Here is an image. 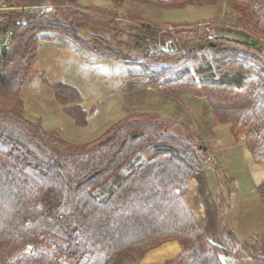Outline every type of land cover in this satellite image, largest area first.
I'll use <instances>...</instances> for the list:
<instances>
[{
	"label": "trees",
	"instance_id": "1",
	"mask_svg": "<svg viewBox=\"0 0 264 264\" xmlns=\"http://www.w3.org/2000/svg\"><path fill=\"white\" fill-rule=\"evenodd\" d=\"M2 1L48 2L54 12L4 13L14 35L0 60V264H133L171 240L181 250L168 263L224 264L221 254L244 249L249 259L264 264V236L238 240L218 212L221 201H214L207 179L218 162L196 143L200 136L188 123L132 113L94 139L72 143L25 116L20 95L40 40L55 32L87 49H96L95 42L115 55L110 36L120 28L117 11L81 6L79 0ZM109 1L120 6L125 0ZM131 1L178 9L225 1L234 11L229 25L185 23L168 30L131 24L133 45L128 42L141 53V63L177 59L195 38V48L217 49L194 72L183 68L148 77L168 96L205 94L216 119L230 123L236 139L243 136L253 162L264 169V0ZM44 81L64 113L86 125L79 90ZM192 179L204 208L202 224L184 197ZM255 191L264 208V181Z\"/></svg>",
	"mask_w": 264,
	"mask_h": 264
},
{
	"label": "rangeland",
	"instance_id": "2",
	"mask_svg": "<svg viewBox=\"0 0 264 264\" xmlns=\"http://www.w3.org/2000/svg\"><path fill=\"white\" fill-rule=\"evenodd\" d=\"M106 1L79 0V4L99 7ZM104 7L118 13L116 25L120 28L116 36H110V46L115 55L100 51L98 44L92 41L91 44L96 49H87L74 39L58 36L55 32L47 34V37L40 40L36 61L20 95L25 116L41 122L46 130L56 132L72 143L92 140L117 120L132 113L149 112L188 123L193 133L200 136L195 142L207 149V155L219 162L218 169L214 167L217 170L215 178H210L214 186L211 185L212 191H217L214 201H221L218 212L223 211L238 240L244 241L251 235L263 237L264 208L255 192V186L263 181L264 169L262 165L253 162L243 136L236 139L230 123H221L216 119L205 94L197 96L180 92L168 96L161 91L163 86L152 85L150 81L153 79L148 77L150 73L169 74L183 68L194 72L199 63L211 58L217 49L195 48L198 41L195 38L177 59L141 63V53L131 46L135 32L130 28L131 24L147 23L163 26L168 30L185 23H194L195 26L206 22L229 25L235 20L234 11L225 1L211 6H186L177 9L170 5L159 6L125 0L120 6L109 2ZM208 29L205 26L203 30ZM79 34L85 39L88 33L80 31ZM130 40L131 45L128 42ZM190 51L193 52L191 55ZM44 79L50 83H66L79 89L81 108L86 113V125L78 126L64 113L62 105L56 101ZM238 188L241 190L242 200L238 197L239 200L235 203ZM195 191H187L185 199L190 202V194L195 195ZM219 191L223 199L222 196L219 197ZM193 213L198 220L195 212ZM199 214L201 215L198 213V216ZM202 218L201 215L200 221ZM227 247L231 250L233 245ZM241 250L244 252L239 250L237 255L229 251L222 255L228 257L232 264H239L240 256L247 255L244 249Z\"/></svg>",
	"mask_w": 264,
	"mask_h": 264
},
{
	"label": "crops",
	"instance_id": "3",
	"mask_svg": "<svg viewBox=\"0 0 264 264\" xmlns=\"http://www.w3.org/2000/svg\"><path fill=\"white\" fill-rule=\"evenodd\" d=\"M109 2H111V1L107 0L104 4H102L99 7H101V8H107V7H104V6H107L109 4ZM137 2L138 1H135V3H137ZM138 3H143V2H138ZM146 4H153V3H146ZM89 5H92V4H87L86 6H89ZM153 5H156V4H153ZM157 5L160 6L162 4H158L157 3ZM109 8H111V7H109ZM218 164H219V162L217 163L215 169H218V167H219ZM215 169L214 168H211V167L208 169L209 174H208L207 179H208V183H209L210 187H211V185L213 186L212 181L210 180V178H212V177L215 178L214 175L216 174V171H217ZM263 181H264V179H263ZM196 185H197L196 180L192 179L187 191L190 193L192 190H195ZM256 186H255V188H256ZM215 188H216V186H215ZM211 191H212V187H211ZM212 192H213L212 193L213 198L215 200V195H216V192L217 191L215 192V190L213 189ZM194 194L195 195L190 194V202L187 201V200L186 201L188 202V204H189L190 208L193 210V212H195V214L197 215L198 222L200 224H202L203 221H204V219H205L203 204H202V201H201L200 197L197 195L196 191H195ZM237 194H238V196L235 199V203H237V201L239 200L238 197H240L241 200H242L241 190L240 189L238 190V193ZM220 196H222V199H223V195H221V193L219 191V197ZM198 201H199V203H200L201 206L199 205ZM198 213H201V215L203 216L202 221H200L201 215L199 214V216H198ZM180 250H181L180 243L177 240H171L169 242H165V243L161 244L160 246H158V247H156V248L148 251L138 262H134L133 264H175V263H168V261H170L173 257H175V255L177 253H179ZM240 251H243V250L240 249ZM221 255H220V257H221L222 261L224 262V264H228V263L229 264H232L230 262V260L228 259V257L226 258V257H224V255H222V256ZM225 259H226V262L227 263L225 262ZM239 259H240L239 264H250L251 262H253L251 259L248 258L247 255L244 256V257H241L240 256Z\"/></svg>",
	"mask_w": 264,
	"mask_h": 264
},
{
	"label": "built area",
	"instance_id": "4",
	"mask_svg": "<svg viewBox=\"0 0 264 264\" xmlns=\"http://www.w3.org/2000/svg\"><path fill=\"white\" fill-rule=\"evenodd\" d=\"M10 10L28 11L40 15H47L54 12V5L48 2H41L26 6H9L4 1L0 0V60L4 57L7 49L9 48L13 40V29L6 25L7 17L4 16V13ZM198 26L199 28L204 27V25L200 24ZM207 37L211 38L210 35H208Z\"/></svg>",
	"mask_w": 264,
	"mask_h": 264
},
{
	"label": "water",
	"instance_id": "5",
	"mask_svg": "<svg viewBox=\"0 0 264 264\" xmlns=\"http://www.w3.org/2000/svg\"><path fill=\"white\" fill-rule=\"evenodd\" d=\"M213 44H209V46H212ZM205 45H201V47H204Z\"/></svg>",
	"mask_w": 264,
	"mask_h": 264
}]
</instances>
